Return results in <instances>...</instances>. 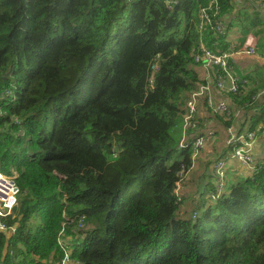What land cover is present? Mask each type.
<instances>
[{"label": "trees", "instance_id": "trees-1", "mask_svg": "<svg viewBox=\"0 0 264 264\" xmlns=\"http://www.w3.org/2000/svg\"><path fill=\"white\" fill-rule=\"evenodd\" d=\"M167 1L0 0V172L20 190L0 264H58L62 230L76 264H264V164L227 176L216 202L178 201L186 104L207 84L193 57L207 3ZM218 2L226 31L240 12L243 34L262 21ZM203 36L214 52L226 39ZM238 86L232 116L207 109L198 134L204 121L223 143L259 128L260 88Z\"/></svg>", "mask_w": 264, "mask_h": 264}, {"label": "built area", "instance_id": "built-area-1", "mask_svg": "<svg viewBox=\"0 0 264 264\" xmlns=\"http://www.w3.org/2000/svg\"><path fill=\"white\" fill-rule=\"evenodd\" d=\"M205 1L207 5L200 11V23L198 25V31L200 33L199 48L193 57L196 63L201 64L207 70L209 75L211 72H214L215 83L213 82L214 85L206 84L201 86L190 95L186 104V112L183 120V136L179 148L184 150L191 145L192 166L189 171L185 169L180 174L181 181L176 190L179 202H182V199H179L177 191L180 189L184 177L194 168L199 152L204 149L208 137L213 136L212 132H209L205 136H198V131L200 129L198 120L200 102L205 100L207 107L215 114L227 117L232 116L233 108L231 103L227 99L226 101H222L223 99L216 100L214 93L223 97L224 100L228 93H238V81L240 78L235 72L231 61L236 56H254L257 54V38L252 34L246 36L243 46L236 50L229 49L227 52H214L206 46L203 36L206 30L212 32L217 37L226 36L227 31L226 25L219 18L220 6L218 0ZM233 2L238 8H250L253 12L264 13V0H233ZM176 4H178V0L167 1L168 8H172ZM217 68H219L222 73H217ZM7 94L9 95L10 93L8 92ZM228 132V144L233 146L231 159L250 172L257 171L260 164L256 163L253 153V148L258 140L257 132L253 131L243 134L235 129H229ZM213 169L216 171V175L219 179V192L218 194H213L214 197H212V199L216 201L227 180V172L229 169L228 160L217 161L213 165ZM16 178V172L10 176L0 172V234L8 238L11 237L17 229V225H8L9 219H15L14 210L18 205L20 190L17 186ZM65 235L64 230H62L60 233L61 240L59 241V246L64 253V257L58 264H76L70 256L68 244L64 240Z\"/></svg>", "mask_w": 264, "mask_h": 264}, {"label": "crops", "instance_id": "crops-1", "mask_svg": "<svg viewBox=\"0 0 264 264\" xmlns=\"http://www.w3.org/2000/svg\"><path fill=\"white\" fill-rule=\"evenodd\" d=\"M238 9L239 10L240 9L247 10V8H238ZM251 12H252V10H251ZM245 13L246 12H240L239 13V19H238V21H236L235 25L232 26L231 28L227 29V34H226V37H225L226 39L223 40V44L220 46L221 50H219V51H224L223 50L224 48H227L228 50L229 49L236 50V49L242 47L243 43L245 41V37L250 35V34H252L254 37L257 38V43H256L257 54L254 55V56H247V55H242V56H246V57H260V55L263 54V57H264V53H260V50L263 48V45H264L263 35L260 34L262 32L261 28L264 27V13H259L260 16H261L262 21L253 22L251 24L252 26H256V28H257V26H259L258 27L259 28L258 29L259 30L258 34L256 33L257 31H256V28L254 27L252 29V31L250 30L248 32V34H244L243 37H241V35H239V33H242V29H243V26H244L243 25L244 24L243 23V14H245ZM256 13H258V12H256ZM230 23L231 22L228 21V22H226V25L228 26ZM247 27H249V26L247 25ZM219 51H217V52H219ZM242 56H236L232 60L233 68H234L235 72L237 73V75L239 76V78L241 79L242 84H245V85L249 86L250 88H260L259 94H261V95H260V98H259V103L263 104V102H264V83H262V84L256 83L254 81V79L252 78V76H251L252 67H253V65L256 66L257 64H256L255 60L254 61H250V64H249V62H247L246 59L245 60H241L240 58ZM203 69L205 71L204 74H205V78L207 79V84H213L214 85V83H215L214 82V79H215L214 72H211V74L209 75V73L207 72V70L204 67H203ZM214 97H215L216 100L223 99L222 101H226V99H227V98H225V100H224V98L219 96L217 93H214ZM198 117H199V119H198L199 122H200V119L204 120L207 117H209V114H208V111H207V104H206L205 100H202L200 102ZM203 123H205L206 126H205V129L203 130V132H200L202 134H204L209 129L208 127H209V124H211V122L209 121V123H208V122L204 121ZM263 124H264V122H261L260 125H259V128L256 129L255 131L256 132L261 131V129L264 128ZM245 129H247V128H245ZM245 131H247V130H244V132ZM243 134H247V133L245 132ZM209 139L210 138L207 139V144L204 147V149L202 150V154H201V156L199 158V161H200V159L203 158L204 154H208L209 155V154H211V152L215 153L214 151H215L216 147L218 146V143H217V140H219L218 139V135H216V138L213 141H211V142H208ZM219 146H220V148H219V152H217V154L219 155V157L221 156V157H224V158H226L228 160L229 173L227 174V176L228 177H235L233 175H236L237 173L241 172L242 171V167L237 162H235V161H233L231 159L232 150L231 149H227L228 148L227 142L223 143V145L220 144ZM227 150H230V152H226ZM253 153L255 155L256 163L261 164L262 160L264 159V135L259 137V134H258V140H257V142H256V144H255V146L253 148ZM248 172L249 171H247L246 173H248Z\"/></svg>", "mask_w": 264, "mask_h": 264}, {"label": "rangeland", "instance_id": "rangeland-1", "mask_svg": "<svg viewBox=\"0 0 264 264\" xmlns=\"http://www.w3.org/2000/svg\"><path fill=\"white\" fill-rule=\"evenodd\" d=\"M261 31L263 33L261 32L260 34L263 35V41H264V27L261 28ZM239 35H241V37H243L244 34L239 33ZM260 53H264V45H263V48L260 50ZM263 58H264L263 54L260 55V57L242 56L240 58L241 60L246 59L247 62H249V64H250V61L255 60L257 65L256 66L253 65L252 71H251V76L254 79V81L258 84L264 83V59ZM208 130H211V129H208ZM257 134H259V133H257ZM214 139H215V136L210 138L208 140V142H211ZM226 141H227V145L230 146L228 144L229 132H228V135L226 136ZM217 143H218V146L216 147V149L214 151L215 153L211 152V154H209V155L204 154L203 158L200 159V161H199V158L202 154V151L199 152V156L197 158L198 160L195 163L194 168L184 177L183 182L180 185V189L177 191L179 199H182V201H183V204H184L183 207L186 206L187 207L186 209L189 211L193 210V206L195 207V204L198 201H200L202 203V202H205L208 200L209 202L212 203V202H216L218 200L217 199L215 201L212 199V197H214L213 194H215V193L213 192V189L210 190L211 188H209V186L212 184V186L215 185L216 189L218 190V185H219V182L217 181L216 176H215L216 171H214L213 165L218 161L219 155L217 154V152H219V148H220L219 145L220 144L223 145V140L219 139V140H217ZM206 144H207V142L205 143V146H206ZM225 160H227V159L225 158ZM263 160H262V163L264 164ZM247 171H249V170L242 168V171L237 173L235 176L236 177L245 176ZM228 173H229V169H228L227 174ZM227 182H228V179H227ZM227 188L228 187H226V185H224L220 195L224 194L226 192ZM130 193L131 192H129L128 194H126V193L124 194V197H123L124 201L129 197Z\"/></svg>", "mask_w": 264, "mask_h": 264}, {"label": "bare ground", "instance_id": "bare-ground-1", "mask_svg": "<svg viewBox=\"0 0 264 264\" xmlns=\"http://www.w3.org/2000/svg\"><path fill=\"white\" fill-rule=\"evenodd\" d=\"M10 94H11V92H10ZM254 99V98H253ZM207 109H209L208 107H207ZM210 110V109H209ZM211 111V110H210ZM212 112V111H211ZM213 113V112H212ZM263 127H264V124H263ZM264 129V128H263ZM262 130V129H261ZM209 132H212L213 133V135L215 134V132L213 131V130H207L204 134H202V133H200L198 136H205V135H207ZM251 132H253V131H251ZM257 133H259V132H257ZM211 137H213V136H211ZM211 137H208V138H211ZM229 147H231L232 149V154H233V146L231 145V146H229ZM232 156V155H231ZM225 160V159H224ZM223 159H222V161H224ZM70 253V252H69Z\"/></svg>", "mask_w": 264, "mask_h": 264}]
</instances>
